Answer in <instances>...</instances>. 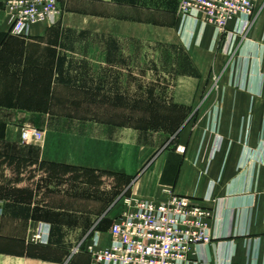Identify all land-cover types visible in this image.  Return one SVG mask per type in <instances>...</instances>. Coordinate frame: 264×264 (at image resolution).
<instances>
[{
  "label": "crops",
  "instance_id": "1",
  "mask_svg": "<svg viewBox=\"0 0 264 264\" xmlns=\"http://www.w3.org/2000/svg\"><path fill=\"white\" fill-rule=\"evenodd\" d=\"M6 1L0 264H95L87 247L111 244L126 199L166 190L213 209L211 264H264V10L245 34L230 22L227 36L182 19L174 0H60L56 22L16 35ZM140 43L182 58L162 87L185 112L172 129L139 122L140 74L151 76ZM214 76L217 94L203 100ZM26 126L43 139L22 142Z\"/></svg>",
  "mask_w": 264,
  "mask_h": 264
},
{
  "label": "built area",
  "instance_id": "2",
  "mask_svg": "<svg viewBox=\"0 0 264 264\" xmlns=\"http://www.w3.org/2000/svg\"><path fill=\"white\" fill-rule=\"evenodd\" d=\"M6 9L11 32L16 35L26 33L35 23L56 22L61 12L60 0H7ZM255 13L254 0H182L179 7L182 19H201L227 36L232 35V21L238 23L235 33L249 31ZM43 137L44 131L37 127L26 126L21 131L24 143L38 142ZM166 193L160 201L126 199L127 210L111 225V244L87 247L94 263L211 264L203 249L214 239L210 226L213 209L194 197L171 190Z\"/></svg>",
  "mask_w": 264,
  "mask_h": 264
},
{
  "label": "rangeland",
  "instance_id": "3",
  "mask_svg": "<svg viewBox=\"0 0 264 264\" xmlns=\"http://www.w3.org/2000/svg\"><path fill=\"white\" fill-rule=\"evenodd\" d=\"M181 1L182 0H174L173 3L178 2V6L180 7ZM254 3L256 13L253 23L264 10V0H254ZM164 17L166 16L164 15ZM157 35L158 34L153 36V38L158 37ZM139 50V69L151 71V76L145 77L144 74H140V87H142L144 92H140L139 95V122L140 124L147 123L149 128L172 129L175 123H177L175 121L179 119V116H182V112H185L184 110L167 104L166 101L168 100L169 94H167L166 90L163 91L162 87H164L163 84L165 88L166 86L172 85L173 78L169 72L178 70V68L183 66L182 58L179 60L177 56L174 55L175 53L172 49L162 44L154 43L151 45L150 43H140ZM177 60H179V62ZM162 72L166 73L167 76H163ZM218 82V76H214L210 80L208 90L203 94V100H210L212 89H214L213 94L216 96ZM150 88L153 93H150ZM128 118L130 117L128 116Z\"/></svg>",
  "mask_w": 264,
  "mask_h": 264
}]
</instances>
